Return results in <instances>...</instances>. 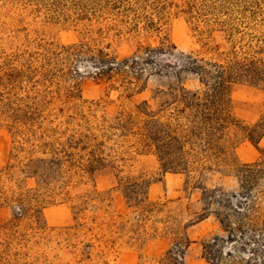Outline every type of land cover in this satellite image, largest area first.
<instances>
[{
    "label": "rangeland",
    "instance_id": "374dc122",
    "mask_svg": "<svg viewBox=\"0 0 264 264\" xmlns=\"http://www.w3.org/2000/svg\"><path fill=\"white\" fill-rule=\"evenodd\" d=\"M219 51L256 61L226 99L262 135L231 126L215 160L164 167L142 111L160 115L171 83L202 87L186 61ZM25 105L41 113L33 132L12 121ZM263 115L264 0H0V264H264V241L203 197L231 200L264 159ZM253 194L264 223V176Z\"/></svg>",
    "mask_w": 264,
    "mask_h": 264
},
{
    "label": "trees",
    "instance_id": "16d2710c",
    "mask_svg": "<svg viewBox=\"0 0 264 264\" xmlns=\"http://www.w3.org/2000/svg\"><path fill=\"white\" fill-rule=\"evenodd\" d=\"M233 30L241 32L239 27ZM246 60L245 56L238 57L234 53L230 56L224 51H219L209 60L190 57L186 61L188 71L198 76L202 87L192 90L179 82L171 83L166 90H163L165 98L159 109L160 115L142 111L146 119L141 126L140 133L147 141L154 144L162 166L189 173L196 165L215 160L222 151L221 142L231 126H236L253 138L261 137L262 126L258 124L254 127L239 125L232 117L226 99L227 82L232 78L249 72L259 74L257 70H254L256 61ZM40 73L45 78L50 76V70L46 67H43ZM176 77L179 80L178 73ZM12 110V121L17 128L22 124L33 132L35 127H42L41 113L37 108L25 105L24 108L13 107ZM132 119L131 114L127 115L126 123L124 122L125 125L121 123L122 126L130 129ZM262 120L264 123V117ZM85 138L95 139L91 134H84L79 138L72 136L65 141L61 149L65 147L64 151H66L67 148L78 146L85 148L87 146ZM263 176L264 159L242 167L240 171L241 190L232 194L231 200L218 191L203 193L204 198L209 197L212 200L211 205L214 203L218 205L219 209H216L215 213L221 216L222 226L228 230H238L244 235L243 240H254L257 245L263 244L264 241V223L260 222L257 214L258 196L253 194V191ZM203 210L205 211L206 208ZM242 244L247 243L242 241ZM258 258L264 260V255Z\"/></svg>",
    "mask_w": 264,
    "mask_h": 264
}]
</instances>
